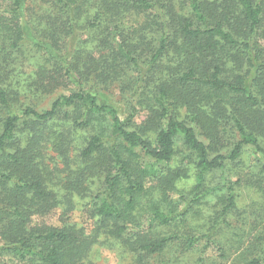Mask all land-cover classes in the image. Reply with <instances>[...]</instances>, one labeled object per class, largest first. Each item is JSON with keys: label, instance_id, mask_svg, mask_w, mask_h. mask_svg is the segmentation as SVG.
<instances>
[{"label": "trees", "instance_id": "trees-1", "mask_svg": "<svg viewBox=\"0 0 264 264\" xmlns=\"http://www.w3.org/2000/svg\"><path fill=\"white\" fill-rule=\"evenodd\" d=\"M26 1L34 47L22 0L17 23L0 14V264H84L114 243L133 264L200 246L193 264H264V215L242 201L264 208V0Z\"/></svg>", "mask_w": 264, "mask_h": 264}, {"label": "rangeland", "instance_id": "rangeland-1", "mask_svg": "<svg viewBox=\"0 0 264 264\" xmlns=\"http://www.w3.org/2000/svg\"><path fill=\"white\" fill-rule=\"evenodd\" d=\"M22 5H20V11L18 12V19L20 24H22L23 26V30L26 37V41H28L29 43L25 44L27 47H34V45L32 44V40L33 38L32 35V30L27 29V12H26V7H32V5H29V2L26 3V0H22ZM15 0H0V14L3 13L5 14L6 17H13L11 12H13L14 9H16L15 5ZM26 3V4H25ZM29 5V6H28ZM14 22L17 23V21L14 18ZM21 26V25H20ZM25 26V27H24ZM59 94V92H56L53 95H47V96H41V98H39L38 100H32V104L30 102L29 99L26 98V96L21 95V98H19V103L22 105H32V106H36L37 109H42V108H48L50 106V104L52 103V101L54 100V98ZM100 100L101 102L104 103H108L113 105L119 112L120 117L122 118V120L126 121L129 117V109L127 108V106L124 104V102L122 101L119 93L117 92V90H112L111 92H103L100 95ZM34 104V105H33ZM147 113L143 110L138 111L136 117H135V121L137 123H141L142 121L145 120ZM183 152V150L181 149V153ZM182 154H178L176 159L177 161H179L180 156ZM217 179H220V175L216 174L214 175ZM193 183V178H191L189 181H187L186 183H181L179 185V187H183V189L185 190H189L192 186ZM245 205L249 206L253 203H256L259 208L257 207L256 209L258 210V213L260 214V217L264 215V208L260 207L263 203V200L260 198V195L254 194V193H249V192H243V200H242ZM81 205H79L77 211L73 212L72 216V222L77 223L79 226L81 227H85L87 229V231H91V229L93 228V220L90 218V215L87 209H83L82 207H80ZM48 224H53V225H57L58 224V215L56 216H51L47 219ZM200 251H201V246L190 255V259H189V264H193L195 263V261L197 260V257L200 256ZM231 251V249H230ZM234 250H232L231 252H233ZM209 259L207 261V263H211L213 260H215L217 258V255L214 253H211V255L208 256ZM136 257L123 250L122 246L120 245H116L114 243V245L111 246H96L93 251L91 252L89 259H87L85 261L84 264H133L135 261ZM11 264V263H9ZM149 264H159L157 262L156 259H153L151 261H149Z\"/></svg>", "mask_w": 264, "mask_h": 264}]
</instances>
